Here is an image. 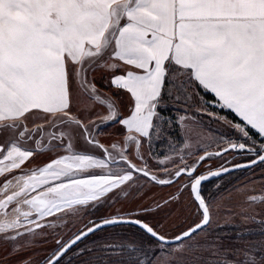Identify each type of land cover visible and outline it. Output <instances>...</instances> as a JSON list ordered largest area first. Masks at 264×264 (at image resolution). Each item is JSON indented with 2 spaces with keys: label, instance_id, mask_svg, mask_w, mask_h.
Returning a JSON list of instances; mask_svg holds the SVG:
<instances>
[{
  "label": "snow or ice",
  "instance_id": "6c2138e0",
  "mask_svg": "<svg viewBox=\"0 0 264 264\" xmlns=\"http://www.w3.org/2000/svg\"><path fill=\"white\" fill-rule=\"evenodd\" d=\"M0 264H264V0H0Z\"/></svg>",
  "mask_w": 264,
  "mask_h": 264
},
{
  "label": "rangeland",
  "instance_id": "374dc122",
  "mask_svg": "<svg viewBox=\"0 0 264 264\" xmlns=\"http://www.w3.org/2000/svg\"><path fill=\"white\" fill-rule=\"evenodd\" d=\"M101 87H103L102 84ZM202 95H204L203 92ZM255 171L258 172L259 169L257 168ZM252 172V169L239 170L221 179H216L210 187H207L206 184V192L211 191L220 203L219 208L216 210V222L224 226L217 228L216 231L220 234L228 235L233 241L236 238V234L240 232L241 227L249 228L253 231V235L245 237L246 239L258 238L257 233L260 229L259 224L242 222L239 215H234V213L239 211V205L243 202L245 197V193L242 192L240 188L246 182L247 178L252 175ZM217 184L220 185L219 191L214 187ZM257 188H259V185H257ZM157 190L161 191L160 189ZM168 190L169 189H163L162 191ZM248 194L251 195L254 193L249 192Z\"/></svg>",
  "mask_w": 264,
  "mask_h": 264
},
{
  "label": "trees",
  "instance_id": "16d2710c",
  "mask_svg": "<svg viewBox=\"0 0 264 264\" xmlns=\"http://www.w3.org/2000/svg\"><path fill=\"white\" fill-rule=\"evenodd\" d=\"M204 93V92H203ZM205 94V93H204ZM206 95H207V98L208 99H211V96H212V94L210 93V92H208V93H206ZM159 145H157V148H158V150H159ZM236 172V171H235ZM231 174V173H230ZM230 174H228V175H230ZM227 176V175H226ZM225 177V176H224ZM217 179V178H216ZM216 179H212V180H210L209 182H207L206 184H207V187H210L211 185H212V183L214 182V181H216ZM209 185V186H208Z\"/></svg>",
  "mask_w": 264,
  "mask_h": 264
},
{
  "label": "water",
  "instance_id": "95a60500",
  "mask_svg": "<svg viewBox=\"0 0 264 264\" xmlns=\"http://www.w3.org/2000/svg\"><path fill=\"white\" fill-rule=\"evenodd\" d=\"M239 170H245V169H239ZM239 170H235V171H239ZM235 171H233V172H235ZM232 173V172H231ZM212 179H216L215 177H212V178H210L209 180H212ZM208 180V181H209Z\"/></svg>",
  "mask_w": 264,
  "mask_h": 264
},
{
  "label": "crops",
  "instance_id": "0c3cea01",
  "mask_svg": "<svg viewBox=\"0 0 264 264\" xmlns=\"http://www.w3.org/2000/svg\"><path fill=\"white\" fill-rule=\"evenodd\" d=\"M103 88V87H102ZM106 90V89H105ZM107 91V90H106Z\"/></svg>",
  "mask_w": 264,
  "mask_h": 264
}]
</instances>
